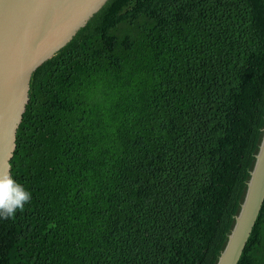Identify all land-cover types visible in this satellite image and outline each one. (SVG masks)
<instances>
[{
  "label": "trees",
  "instance_id": "obj_1",
  "mask_svg": "<svg viewBox=\"0 0 264 264\" xmlns=\"http://www.w3.org/2000/svg\"><path fill=\"white\" fill-rule=\"evenodd\" d=\"M263 138L264 0H108L32 74L0 264H218Z\"/></svg>",
  "mask_w": 264,
  "mask_h": 264
},
{
  "label": "water",
  "instance_id": "obj_2",
  "mask_svg": "<svg viewBox=\"0 0 264 264\" xmlns=\"http://www.w3.org/2000/svg\"><path fill=\"white\" fill-rule=\"evenodd\" d=\"M108 0H0V172L10 173L32 74ZM264 201V138L235 227L218 264H237Z\"/></svg>",
  "mask_w": 264,
  "mask_h": 264
},
{
  "label": "clouds",
  "instance_id": "obj_3",
  "mask_svg": "<svg viewBox=\"0 0 264 264\" xmlns=\"http://www.w3.org/2000/svg\"><path fill=\"white\" fill-rule=\"evenodd\" d=\"M31 199V192L10 173L0 172V219L12 218Z\"/></svg>",
  "mask_w": 264,
  "mask_h": 264
}]
</instances>
